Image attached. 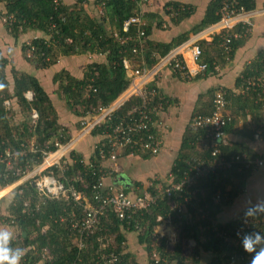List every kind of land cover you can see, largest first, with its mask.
<instances>
[{"label": "trees", "instance_id": "trees-1", "mask_svg": "<svg viewBox=\"0 0 264 264\" xmlns=\"http://www.w3.org/2000/svg\"><path fill=\"white\" fill-rule=\"evenodd\" d=\"M88 2L89 0H75L72 4H67L64 0H0V8L5 10L4 13L0 11V16L6 19V27L15 39L29 31H38L44 35L30 39V45L35 48V57L30 58L27 55L30 47L27 45L28 41H24L22 46L25 59L36 68H49L62 56L81 53L106 55V63H89L85 77L81 80L64 69L54 76V82L59 85L69 108L79 116H84L91 107L111 104L127 89L130 84V75L128 68L124 66L123 59H128L133 68L151 67L178 44L185 42L190 33L189 31L182 33L169 42L152 40L150 36L153 33V27L163 28V21L158 14L147 12L146 18L144 17L146 23L142 25L145 30V39L140 50L135 53L133 52L135 42L126 37L135 35L137 28L134 26L125 32L123 24L130 16L138 14L140 10L138 0H96L99 4L97 15L89 13ZM225 2L246 11L254 10L257 6L256 0H210L202 22L193 28V32L201 31L217 23L222 17L221 9ZM194 8L192 4L168 0L163 6V11L172 22L178 24L188 18ZM233 33H237L238 36L232 37L229 52H226L222 46L223 32L215 34L211 41L205 39L200 41L202 49L200 62L208 65L206 72L214 70L217 57L225 58L232 55L243 31H233ZM1 52L0 49V155L2 157L0 187H6L15 183L28 170L43 161L40 150L43 148L55 150L56 140L66 143L70 135L67 133L68 127L59 123L53 101L36 76L12 67L13 84H11L7 73V67L11 62ZM213 53L216 55L212 56ZM263 67L264 55H260L254 64L245 68L239 79L241 86L245 85L247 78H254L259 84L249 87L243 95L236 97L238 99L242 96L246 99L253 97L254 101L259 99L254 106L262 110L264 99L260 97L264 96L261 94L264 80L259 76ZM89 84H92V87L87 91L86 87ZM29 90L34 93L32 101L25 96ZM215 93L216 91L212 94L208 105L211 111L207 110L206 113L214 109ZM228 94V98L234 96L232 93L228 92ZM164 100H161L163 109L167 106L166 98ZM139 101V97H133L127 101L115 111L110 120L101 127L94 128L91 134H106V131H110L111 126ZM159 102L156 99L152 100L151 106L157 107ZM245 106L244 104L243 108ZM33 110L38 113L37 119L32 116ZM157 118L158 115H155V119ZM234 122L235 118L232 115V120L224 128V132H229ZM77 124L80 127V122ZM254 132L242 131L248 137H252ZM61 133H64L65 138L60 137ZM6 149L10 150V156L5 154ZM220 151L221 155L227 158L233 155L258 158L255 151L240 143L221 144ZM130 153L133 152L129 150L123 152L124 155ZM135 153L141 154L144 158L153 157L141 151ZM193 156L210 160L212 147L205 139L203 131L194 132L187 127L178 157L171 169L173 182L183 177L189 167L188 161ZM238 166L240 165L235 164L228 170L208 175L194 184L190 188L193 195L191 204L186 205L182 213L170 208L168 198L145 210L142 215H138V220L142 224L139 232L126 221L118 220L108 210L94 233L84 238L83 249H79L74 244V238L68 232L69 218L74 214L80 216L82 207L72 198H49L42 194L31 181L24 182L14 190V196L7 208L9 214L5 217L7 223L18 229L10 239L9 247L13 250L22 249L25 261L30 264H102L101 254L111 252L120 257L115 264H140L134 254L128 251L125 231H133L136 233L139 244L144 246L149 264H154L152 254L155 249L163 253L165 251L167 254L168 262L161 264H227L226 257L232 248L218 237L213 228H208L211 222L201 217L200 210L209 211L220 231H230L240 223L244 211L241 218L226 223L217 220L221 208L238 194L245 179L253 173L251 169L245 167L239 170ZM18 168H21V174L16 173ZM107 171L108 168L103 166L98 149H94L88 163L83 154L71 150L69 161L63 171L53 166L44 170L43 174H53L66 188L72 186L78 192L90 197L93 184L97 183L100 176ZM135 185L134 191L137 193L146 187L143 182H137ZM125 191L130 193L128 189ZM218 194L220 198L217 200ZM177 196L175 194L172 199L184 201ZM169 214L173 216L179 242L173 249L166 251V238L155 234V229L159 223L158 216L167 218ZM254 216L255 219H261L257 231L264 233V214L258 213ZM45 226L48 228L43 232L42 228ZM113 234L116 235L114 242L103 249L98 239L102 235L110 237ZM184 239L195 242L188 256L184 254L182 245ZM123 243L125 245L122 247ZM44 247L50 250V259L42 258L41 250ZM204 253L210 255L206 261H203ZM251 255L245 252V258L241 264H250Z\"/></svg>", "mask_w": 264, "mask_h": 264}, {"label": "built area", "instance_id": "built-area-1", "mask_svg": "<svg viewBox=\"0 0 264 264\" xmlns=\"http://www.w3.org/2000/svg\"><path fill=\"white\" fill-rule=\"evenodd\" d=\"M146 1L148 0H140V4L142 5V3ZM254 10L246 11L243 8L237 9L227 2L223 4L221 9L222 17L217 23L210 27V30L213 32L211 34L223 32L222 46L225 48L226 52L230 51L232 37L238 36L237 33H233L236 20L245 21V16L248 15L249 12H254ZM143 16L144 11L141 9L138 14L130 16L123 24V30L125 32H128L131 27L136 26L137 28L135 35L126 37V39L135 42L133 46V52L135 53L140 50L145 39V30L142 28ZM200 41L201 40L196 37L174 47L150 70L147 68H132L128 59H123L124 66L128 68L130 75V84L127 89L111 104L91 107V109L82 116L80 122L81 129L76 136H71L66 143L57 139L55 142V150H47L46 148L40 150L43 155V161L36 165V168L34 166L28 170L16 181H22L20 184L31 181L35 183V186L42 194L52 198H72L82 207L81 215H72V217L69 218L68 226V232L73 236L74 244L79 247V249L84 248V238L94 233L95 229L99 227L102 217L106 215L108 210L114 214L118 220L121 222L126 221L139 232L142 229V224L140 220H138V215L140 216L145 210L158 205L161 200L166 198L170 199V208L175 212L182 213L184 207L191 204L193 195L190 188L200 179L208 175L218 174L221 171L228 170L235 164L240 165L238 166L239 170L244 167L256 170L264 164L263 159H252L247 155H233L230 158L221 155L220 145L227 144L224 128L232 120V116L228 114L226 110L229 104L227 93L223 90H218L213 100L214 110L210 114L194 115L188 123V128L190 130L194 132H204L205 139L209 141L212 147V159L206 160L193 156L188 161V169L184 172L183 177L179 181L173 182V180H171L165 183L152 180L148 184L149 188L145 187L140 193L134 191L128 193L123 188H118L111 184L108 185L105 182L106 179L113 177L115 173L120 171L117 161L122 151L129 150L133 153L141 151L149 153L152 156H157L160 153L163 146V139L155 129L157 123L155 115H158V111L163 108L161 106H151V97L154 95V91L151 92L149 89L150 78L168 65L173 66L183 76H190V71H188L189 67L185 62V56L189 57L194 63L195 73L205 72L208 65L200 62L202 55ZM122 42H124V40ZM27 45L30 46L27 54L28 57H35V48L30 45V41L27 42ZM257 83L258 81L256 79L247 78L245 85L242 86L243 93L249 87L259 84ZM91 87L92 84L87 85L86 90L88 91ZM94 91H96V89H94ZM261 94L264 95V86H262ZM25 96L30 101L34 99L33 91H27ZM133 97H139L140 101L133 105L119 121L112 125L110 131H106L104 140L94 148L98 149L103 166L106 161H110L111 165L109 164L106 166L108 171L100 176L97 183L93 184L90 197L84 193L78 192L72 186L66 188L53 174H43L44 170L53 166L63 171L66 167V163L69 161V153L74 145L86 134L91 133L94 128L101 127L107 120H110L115 111ZM32 116L34 119H37L38 113L33 110ZM259 135L260 133H257L256 137ZM60 137L65 138L64 133H61ZM5 154L10 156V150L6 149ZM1 158L0 155V161ZM16 173L21 174V168H18ZM38 175L39 177L36 178ZM33 176L35 177L30 179V177ZM175 194L178 195V198H183L184 201H178L176 198L172 199ZM216 198L218 200L220 195L218 194ZM200 212L202 214L201 217L210 220L211 223L208 225V228H213L218 237L223 239L232 248L226 257L227 264H241V261L245 258V251L242 248L237 233L257 231L261 219H255V216H252L247 223H243L242 218L240 223L232 230L220 231L216 220L209 214V211L201 209ZM158 221L159 223L155 229V234L161 238H166L165 250H171L179 242L178 230L173 224V216L171 214H169L167 218L158 216ZM115 236V234L110 237L102 235L98 239L100 246L103 249L108 248L110 243L114 242ZM124 245L125 243H123L122 247ZM41 255L43 259L51 258V252L47 247L41 250ZM100 258L103 261L102 264H115L120 257L114 252H111L108 254H101ZM25 259L26 258L22 256L19 264H30L26 262ZM152 259L154 264L168 262L165 251L163 253L157 249L153 251Z\"/></svg>", "mask_w": 264, "mask_h": 264}, {"label": "crops", "instance_id": "crops-1", "mask_svg": "<svg viewBox=\"0 0 264 264\" xmlns=\"http://www.w3.org/2000/svg\"><path fill=\"white\" fill-rule=\"evenodd\" d=\"M74 1L64 0L67 4H72ZM167 1L148 0L141 5L140 0H138L140 10L144 11L143 24L146 23L144 17L147 12L158 14L163 21V28L153 27V33L150 36L152 40L169 42L182 33L189 31L187 40L198 37L199 40L205 38V40L211 41L212 37L217 34H211L213 33L210 30L212 25L201 31L193 32V28L202 22L210 0H177L181 3L195 6L192 14L178 24L172 22L170 17L163 11V6ZM256 3L257 6L254 12H249L245 16V21L236 20L233 31L239 32L241 30L243 34L238 38L237 46L234 48L232 55L225 58L217 57L214 70L195 73L194 63L189 57L185 56L190 76H183L173 66L168 65L150 78L149 89L151 92L154 91V95L151 97L152 100H159V106L162 105L161 100L163 101L166 98L167 102L166 108L158 111L155 127L157 133L163 139V146L157 156L150 158H144L141 154L136 153L124 155L122 151L117 161L120 171L115 176L105 180L108 185L111 184L133 192L137 182H143L148 187L152 180L165 183L171 181V169L175 159L178 157L182 138L190 119L197 114L211 113H206L207 110L211 111L208 105L211 102L212 94L218 90L225 91L226 95H229L228 92L234 94L233 97L228 98L229 104L226 109L228 114L233 115L235 118L234 125L230 131L225 132L227 144H245L246 147L258 154V158L264 160V106L263 110L255 108L254 104L257 101L259 102V99L254 101L253 97L246 99L242 96L240 97L241 100L236 98L239 95H243L239 79L243 75L245 68L254 64L260 55H264V0H256ZM88 4L89 13L97 15L99 4L96 3V0H89ZM0 11L4 12L5 10L1 9ZM153 23L156 24L155 22ZM41 36H44L41 32L29 31L27 34L15 39L6 27L5 19L0 16V49L1 53L11 62L7 67L9 81L13 84L12 67L36 76L53 101L59 117V123L68 127L67 130L70 137L76 136L81 129V125L79 127L77 123L81 122L82 116L74 113L69 108L59 85L54 82V76L64 69L81 80L85 77L88 64L92 62L106 63V55L81 53L62 56L49 68H36L25 59L22 46L24 41L27 40L26 38ZM214 55L216 53H213L212 56ZM161 58L147 69H152L160 62ZM260 74L261 76L259 77L264 80V67L261 69ZM260 99H264V96H261ZM244 104L246 106L243 108ZM243 130L255 132L252 137H248L242 133ZM257 133H260L258 137H256ZM104 138V134L92 135L88 133L74 145L72 150L83 154L86 163H88L95 146L102 142ZM109 164L111 165V162L106 161L104 166L106 167ZM252 171L253 173L245 179L243 187L239 189L238 194L221 208L217 216L218 222L226 223L241 218L246 208L255 204L258 199H264V164ZM121 176H124L126 181H122ZM0 225H2L1 222ZM47 228L48 226H45L42 231L44 232ZM0 229L6 228L0 226ZM17 230L16 226H11L9 231L12 234L11 238ZM125 236L127 237L128 251L134 254L140 264H149L146 260L148 255L144 250V246L139 244L136 233L125 231Z\"/></svg>", "mask_w": 264, "mask_h": 264}, {"label": "clouds", "instance_id": "clouds-1", "mask_svg": "<svg viewBox=\"0 0 264 264\" xmlns=\"http://www.w3.org/2000/svg\"><path fill=\"white\" fill-rule=\"evenodd\" d=\"M264 214V199H258L257 202L246 208L243 213V223H247L249 218L258 214ZM11 233L6 229H0V264H19L23 256L22 249H11L9 241ZM237 236L243 250L250 253V264H264V233L260 231L238 232Z\"/></svg>", "mask_w": 264, "mask_h": 264}, {"label": "rangeland", "instance_id": "rangeland-1", "mask_svg": "<svg viewBox=\"0 0 264 264\" xmlns=\"http://www.w3.org/2000/svg\"><path fill=\"white\" fill-rule=\"evenodd\" d=\"M99 10V7H97V11ZM27 40L26 41H30L31 38H26ZM35 176L33 177H30V179H33ZM39 175L36 177L38 178ZM29 180V179H27ZM26 181V180H25ZM22 182V181H21ZM20 181L12 184V185H9V186H6L4 188H1L0 187V222L2 223V228H6L8 231L11 230V226L9 223H7L6 221V216L9 215L8 214V205L10 203V201L12 200L13 196H14V190L16 189V186L19 185L21 183ZM3 217V218H1ZM182 245H183V249H184V252H185V255L188 256L191 251H192V247L195 246V242L193 240H182ZM143 253V252H142ZM210 255L209 254H206L204 253L203 254V261H206L207 259H209ZM147 263H149V258L147 257ZM145 262V260H143Z\"/></svg>", "mask_w": 264, "mask_h": 264}, {"label": "water", "instance_id": "water-1", "mask_svg": "<svg viewBox=\"0 0 264 264\" xmlns=\"http://www.w3.org/2000/svg\"><path fill=\"white\" fill-rule=\"evenodd\" d=\"M121 180L122 181H126L125 177L124 176H121ZM34 186H35V183H32ZM127 184V183H126Z\"/></svg>", "mask_w": 264, "mask_h": 264}]
</instances>
